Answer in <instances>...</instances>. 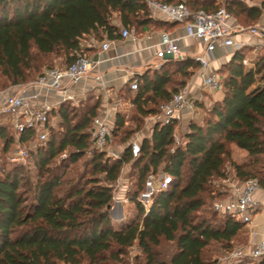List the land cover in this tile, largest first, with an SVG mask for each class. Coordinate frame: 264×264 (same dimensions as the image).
<instances>
[{
  "label": "trees",
  "instance_id": "16d2710c",
  "mask_svg": "<svg viewBox=\"0 0 264 264\" xmlns=\"http://www.w3.org/2000/svg\"><path fill=\"white\" fill-rule=\"evenodd\" d=\"M158 1L183 2L193 11L223 7L246 26L258 23L264 10V0L260 7L241 0ZM173 25L154 19L144 0H0V91L26 86L47 70L71 65L82 56V42L119 40L122 28L141 35ZM246 53L236 50L217 70L222 98L200 121L188 123L182 145L173 138L177 123H155L135 159L129 140L198 71L191 59L168 61L131 79L120 91L131 92L130 84L136 81L138 89L130 99L136 128L126 126L120 111L114 118L113 145L128 143L118 159L99 152L87 155L100 97L79 105L65 101L48 113V120L58 118V128L48 126L46 142L26 157L36 169L35 182L23 164L0 168V264H126L134 244L143 264H214L205 256L213 244L225 253L245 249L246 224L229 216L218 218L211 205L227 196L213 186L226 180V164L238 182L255 179L264 189V54L245 65ZM35 139V131L28 129L17 144L27 148ZM0 141L3 152L15 144L5 125H0ZM232 145L247 153L245 162L233 161ZM84 158L79 171L75 165ZM127 164L137 172L136 189L125 196L136 214L116 230L109 215L113 186ZM160 170L172 182L153 196L145 213L137 198L147 176ZM246 260L237 264H248Z\"/></svg>",
  "mask_w": 264,
  "mask_h": 264
},
{
  "label": "built area",
  "instance_id": "2783aa9c",
  "mask_svg": "<svg viewBox=\"0 0 264 264\" xmlns=\"http://www.w3.org/2000/svg\"><path fill=\"white\" fill-rule=\"evenodd\" d=\"M144 1L147 3L153 18H160L163 21L180 25L183 32L181 37H175L166 32L160 34L157 43L151 47L155 59L159 61L155 68L159 69L163 63L168 61L189 59L187 53L180 48L179 41L182 38L198 42L202 48L200 53L190 58L199 65L200 85L197 95H191L186 89L180 90L172 95L169 102L160 107V113L155 117V123L162 126L177 123L180 127L185 119L189 123L200 113L201 108L197 103L203 102V94H212L221 90L220 76L217 71L210 67L214 52L218 49L236 51L235 33L249 31L255 37H262L263 34L257 28L245 30L241 27L230 26L229 22L233 18L223 7L214 12H207L202 9L193 11L183 2L165 4L158 0ZM217 1L223 2L225 0ZM262 15L264 17V10ZM120 39L135 41L134 29L122 28ZM92 42L93 45H89V47H96V43L93 40ZM108 48L109 41L105 40L100 43L99 49L101 51H106ZM98 64L99 61L78 55L71 65L47 70L33 83L17 86L21 87L20 90L18 89L19 91L15 89L17 87L0 91V116L9 118V126L16 133V144L19 135L28 129L35 131L36 141L40 145L45 143L48 136V113L56 109L62 102H77L74 96L66 94L67 90L73 89L81 78ZM137 89V83L133 81L130 84V90L135 93ZM100 98L101 106L92 122L88 154L99 152L104 153L109 158L118 159L121 153L115 150L112 131L114 118L119 112V107L124 103L122 104V101H117V99L114 101L104 88ZM173 138L174 142L177 143L176 133ZM130 153L134 159L138 157L140 153L139 141L131 140ZM27 155V148L18 145L10 161L19 163L24 161ZM171 182V177L164 173L147 176L144 190L137 198L145 213L149 211L152 205L153 196L157 192L165 190ZM259 190L260 186L255 179L232 184L229 188V194L224 199L213 202L212 209L222 217L229 216L248 224L251 222L252 215L257 211L254 196ZM113 199L115 203L127 201L125 194L123 197H114ZM232 255L238 261L247 258L256 263H264V239L256 243L249 252L245 253L239 249Z\"/></svg>",
  "mask_w": 264,
  "mask_h": 264
},
{
  "label": "crops",
  "instance_id": "0c3cea01",
  "mask_svg": "<svg viewBox=\"0 0 264 264\" xmlns=\"http://www.w3.org/2000/svg\"><path fill=\"white\" fill-rule=\"evenodd\" d=\"M241 1L245 2L249 6H261L260 0H255L252 2H250L249 0ZM156 20L160 19L157 18ZM115 24L119 25L117 21H115ZM229 24L232 27L237 26V22L234 19L231 20ZM241 28L245 30H248L250 28H257L263 34L262 37H255L249 31L234 34V41L237 44V50L246 49L248 53L253 56L251 57L249 55L248 57H251L252 59L248 58L247 61H245V65H249V63L253 59H255V57L264 54L263 15L258 23L246 28ZM163 32L169 33L175 37H181L183 34L182 27L180 25L175 24L170 27L167 31L147 30L139 36L136 35L135 41L123 39L109 41V48L106 51H101L99 49L100 43L96 44V47L93 48L95 51L90 56V58H92L94 61H99V64L92 68L86 75H84L73 89L67 90L66 94L74 96L77 100L83 99V97L89 93H93L95 97H101V93L104 88L108 92L109 96L113 98L114 101L115 99H117V101H122L119 96L121 93L120 91L131 79L139 77L145 72L157 70V68H155V65L159 64V61L155 59L154 51L151 47L155 43H157L160 34ZM89 45L90 44H88L87 47ZM179 45L180 48L185 53H187L189 59L202 51L201 45L198 42H194L189 39H180ZM234 52L235 50H216L213 54L212 63L210 66L211 69L217 71L222 65L226 64L230 60ZM199 85L200 79L197 71L187 81L183 89L188 90L191 95H197ZM20 88L21 87H17L15 89L19 91ZM211 95L213 96V102L222 98L221 91L212 93ZM56 96L59 97L58 95ZM50 100L52 99L50 98ZM210 102V100L203 96V102H199L197 104H203V106L207 107V104H211ZM123 103L124 102H122V104ZM124 104L127 105L126 103ZM186 120L187 119H185V122L183 124H180V128L183 134L187 132L188 122H186ZM152 128L150 129L149 133L142 137V140L144 138H150ZM126 146L123 145L117 148L114 145L115 150L119 153H122ZM231 149L232 159L234 162L241 163V161H239L240 159H237L239 155L246 159L247 153L245 151L238 149L234 145L231 146ZM254 199L257 203V211L254 215H252L251 222L246 224L245 226L246 247L244 250L246 252H249L256 243L264 239V189L260 188V190L256 192ZM123 202L124 201L117 203V206L113 208V211L115 210L114 212H118V215L119 213H121L120 216L122 215V221L120 222L119 227H116L113 223L114 228L116 230H120L124 225L128 223L124 221V215L122 211L124 210L122 204ZM126 202H128V200Z\"/></svg>",
  "mask_w": 264,
  "mask_h": 264
},
{
  "label": "rangeland",
  "instance_id": "374dc122",
  "mask_svg": "<svg viewBox=\"0 0 264 264\" xmlns=\"http://www.w3.org/2000/svg\"><path fill=\"white\" fill-rule=\"evenodd\" d=\"M238 26L246 28V27H249L250 25L246 26V25L239 24L237 22V27ZM236 30H238V29H236ZM137 36H139V35H137ZM88 44L93 45V42L91 40H88L86 42H82V51L83 52H82L81 55L84 56V57H88L89 58L94 53L95 50L94 49H89V48L87 49L86 46ZM249 55L250 54L247 51L246 60L245 61H247V59L249 58L248 57ZM251 57H253V56H251ZM56 64H57V67H60L61 60H57L56 59ZM170 69H171L170 71L173 72L174 68L171 67ZM174 78L179 80L180 76L174 75ZM3 83H4V80H3L2 77H0V86H2ZM133 94H134L133 92H129L127 89H124V91L121 93V95H123V98H124L122 100V102L126 103L127 105H122L119 108V111L121 113H123L125 115V117H126V121H127L126 122V126L129 129H135L136 125H137V122H132L131 121V119L134 116V110H133V108L131 107V104H130V99L132 98ZM203 96H205V98L210 100L211 104L213 103V96L211 94H207L206 93V94H203ZM92 98L95 99V96L93 95V93H89V94H86L83 97V99L77 100V102H74V103H75V105H79L78 101L89 102L90 99H92ZM207 103H208V101H207ZM211 104L210 105L207 104V107L203 106V108L201 109L200 113L195 118V120L200 121L201 117L205 114V112L211 108V106H212ZM155 117L156 116L146 118L143 121V124L141 125V129L138 132H136V134H134L129 141H131L133 139L137 140V141L142 140V137L144 135H146L147 133H149L150 129L155 124ZM58 121L59 120H58L57 117H52L49 120V125L48 126L50 128H53V129L56 130L58 128ZM0 125L7 126V130L14 137V142H15L16 133L9 126V118L0 116ZM49 134L50 133H49V130H48L47 138L49 137ZM176 135H177L178 140H177V143H175V144L176 145H182L183 144V135L184 134H183V132H182L180 127L178 129H176ZM1 143L2 142L0 141V168L1 167L8 168L9 165L17 164V162L13 163V162L10 161V158L12 157L13 152L15 151V149L18 148V145L16 144V142H15L14 146L12 145L7 152H3L2 151V144ZM114 144H115V147H117V148L123 146V145H119L117 143H114ZM126 145H124V146H126ZM35 146L36 147L40 146V144L36 141V139H35V141L32 144H30L27 147L28 152H29V150L35 149L36 148ZM87 155L89 156V154H87ZM87 155H85L86 159L89 158ZM65 156H66V154H63L57 161L59 162V160H61ZM237 159H240L239 161H241V162H245V160H246L244 157H241L240 155L237 157ZM84 161H85V158L83 160H81L77 165H75L76 167L79 168V171H82ZM18 164H23L25 166L26 171H28V173H29V175L31 177V181L34 183L35 182V177H36V169L34 168V165H33L32 161L25 158L24 161H21ZM159 173H163V172L160 170ZM225 173H226V180L225 181H218L216 184H213V186L216 188V190L219 193L223 194V193L226 192V194L228 195L229 194V188H230L229 186L232 185V184H236L238 181L234 177L233 169L228 164H226ZM136 177H137V172H136V170L132 169L131 164L125 165L123 167L121 173H120V176H119L118 180L115 182V184L113 186V198L114 197H122L123 194H125V196H126L127 192H129V191L132 193L136 189V186H135V183H136V180H137ZM238 183H242V182H238ZM117 203L118 202L115 203L114 199H113V205L111 207L112 216H110V218H111L112 223H114V225L116 227H119L120 226V222L122 221V215L120 216L121 213H119V215H118V212L116 213V212H114L115 210L113 211V208L117 206ZM122 204H123V207H124V210H122L123 211V215H124V221L129 222L131 219L134 218V216L136 214L135 205L133 203H131L129 200H128V202L122 203ZM208 205L210 206L211 202H208ZM211 208H212V205H211ZM217 217L220 218V219H223V217L220 216V215H218ZM232 250H231V252L225 253V251L220 246L213 244V245L209 246L206 249L205 256L209 260L213 261L214 264H237L238 260H236V258H234L232 254H234L235 251L239 250V248L234 249L233 251ZM243 251H245V250L243 249ZM245 253H247V252L245 251ZM125 260H126V264H143L141 262V251L138 249L136 244H134L127 251V254L125 256ZM246 261L248 262V264H259V263H256L255 261H252V260H249V259L246 260Z\"/></svg>",
  "mask_w": 264,
  "mask_h": 264
},
{
  "label": "water",
  "instance_id": "95a60500",
  "mask_svg": "<svg viewBox=\"0 0 264 264\" xmlns=\"http://www.w3.org/2000/svg\"><path fill=\"white\" fill-rule=\"evenodd\" d=\"M109 215L112 216V209H110Z\"/></svg>",
  "mask_w": 264,
  "mask_h": 264
},
{
  "label": "bare ground",
  "instance_id": "6f19581e",
  "mask_svg": "<svg viewBox=\"0 0 264 264\" xmlns=\"http://www.w3.org/2000/svg\"><path fill=\"white\" fill-rule=\"evenodd\" d=\"M123 203H126V201H124Z\"/></svg>",
  "mask_w": 264,
  "mask_h": 264
}]
</instances>
